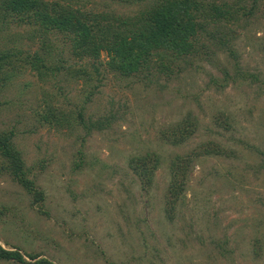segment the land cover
I'll return each mask as SVG.
<instances>
[{
	"label": "rangeland",
	"instance_id": "rangeland-1",
	"mask_svg": "<svg viewBox=\"0 0 264 264\" xmlns=\"http://www.w3.org/2000/svg\"><path fill=\"white\" fill-rule=\"evenodd\" d=\"M74 1L102 14L133 16L144 7ZM205 1L233 6L232 20L214 28L235 57L206 39L208 54L190 58L187 70L149 78H124L95 62L97 71L75 57L66 35L0 18V48L15 53L3 75L9 85L0 95V131L15 132L44 193L33 204L0 159L3 247L30 264L27 254L55 264H264V0ZM37 55L47 59L41 74L31 65ZM85 101L86 120L103 130L88 134L73 120H46L73 117ZM186 118L196 119L198 131L173 145L164 133ZM208 141L228 155L191 162L171 218L172 161ZM148 153L159 167L146 189L130 160Z\"/></svg>",
	"mask_w": 264,
	"mask_h": 264
},
{
	"label": "trees",
	"instance_id": "trees-1",
	"mask_svg": "<svg viewBox=\"0 0 264 264\" xmlns=\"http://www.w3.org/2000/svg\"><path fill=\"white\" fill-rule=\"evenodd\" d=\"M130 1V0H125ZM144 7L133 16L115 13H95L75 7L74 0H1L0 18L12 17L22 24L39 26L45 34L51 32L66 35L71 43L75 57L84 61L88 58L98 71L105 65L110 71L124 78H149L155 72L174 74L184 72L192 65L190 58L206 53V39L215 40L220 48H230V41L217 39L221 30L214 28L223 20H232L233 6L224 3H208L205 0H131ZM257 0H255V4ZM253 6V9L255 7ZM3 10L6 14L3 15ZM250 15H253L251 11ZM215 29V30H214ZM226 31H231L227 29ZM1 32V29H0ZM217 41V42H216ZM103 55L107 58L102 62ZM15 56L13 51L0 48V95L7 88L3 78L9 59ZM47 59L36 56L31 62L32 68L42 73L46 69ZM85 101L73 117L52 114L46 120L58 123L73 120L75 126L87 130H103L102 122L86 120ZM1 107V103H0ZM52 124L51 122H49ZM198 131L196 119L186 118L164 133V137L173 145H181ZM13 131H0V159L2 170H6L30 195L33 204L44 200V193L38 189L36 181L30 178V170L25 167L22 152L15 144ZM228 155L221 145L208 141L195 151L181 157L177 156L171 164L173 179L169 185L168 210L172 218L178 200L185 189L186 173L191 162L200 157H221ZM135 174L148 188L153 184L154 174L159 167V157L148 153L134 156L130 160ZM134 165V166H133ZM1 170V171H2ZM35 264H55L47 258L39 259L38 254H27ZM39 259V260H38ZM0 261L17 264H30L19 250H8L0 244Z\"/></svg>",
	"mask_w": 264,
	"mask_h": 264
}]
</instances>
